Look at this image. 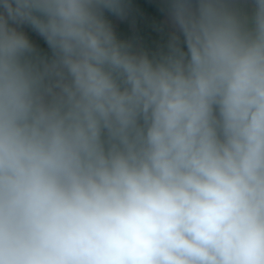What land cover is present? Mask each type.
Here are the masks:
<instances>
[{
	"label": "clouds",
	"instance_id": "clouds-1",
	"mask_svg": "<svg viewBox=\"0 0 264 264\" xmlns=\"http://www.w3.org/2000/svg\"><path fill=\"white\" fill-rule=\"evenodd\" d=\"M157 6L0 0V264H264V0Z\"/></svg>",
	"mask_w": 264,
	"mask_h": 264
},
{
	"label": "rangeland",
	"instance_id": "rangeland-1",
	"mask_svg": "<svg viewBox=\"0 0 264 264\" xmlns=\"http://www.w3.org/2000/svg\"><path fill=\"white\" fill-rule=\"evenodd\" d=\"M133 8L130 11L129 19L127 21H113L114 27L118 39L131 41L134 45H139L145 49L148 44V39L144 35V31L148 30L152 34V38L155 41V52H157L160 46L166 43L170 32V25L167 21H146V15L141 14L138 10L139 0H131ZM150 24V25H149ZM133 25H135V31H133ZM149 52V51H148ZM151 53V52H149Z\"/></svg>",
	"mask_w": 264,
	"mask_h": 264
},
{
	"label": "crops",
	"instance_id": "crops-1",
	"mask_svg": "<svg viewBox=\"0 0 264 264\" xmlns=\"http://www.w3.org/2000/svg\"><path fill=\"white\" fill-rule=\"evenodd\" d=\"M146 18H148V20H146V21H160V20H162V21H167L168 22L167 16H166L164 11L160 10V6L156 7V11H155V13L153 15L147 16ZM147 29L148 30L144 31V35L146 36V38L153 39L152 38L153 36H152L151 32L149 31V28H147ZM145 50L151 52L149 41H148V44L145 47Z\"/></svg>",
	"mask_w": 264,
	"mask_h": 264
},
{
	"label": "trees",
	"instance_id": "trees-1",
	"mask_svg": "<svg viewBox=\"0 0 264 264\" xmlns=\"http://www.w3.org/2000/svg\"><path fill=\"white\" fill-rule=\"evenodd\" d=\"M149 40V43H150V48H151V53H154L155 52V41L151 38L148 39Z\"/></svg>",
	"mask_w": 264,
	"mask_h": 264
}]
</instances>
